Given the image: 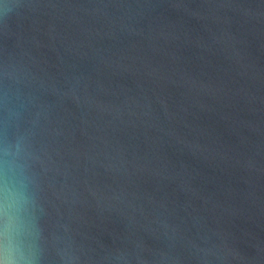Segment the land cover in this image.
Returning a JSON list of instances; mask_svg holds the SVG:
<instances>
[{
  "label": "water",
  "instance_id": "1",
  "mask_svg": "<svg viewBox=\"0 0 264 264\" xmlns=\"http://www.w3.org/2000/svg\"><path fill=\"white\" fill-rule=\"evenodd\" d=\"M0 264H264V0H0Z\"/></svg>",
  "mask_w": 264,
  "mask_h": 264
}]
</instances>
